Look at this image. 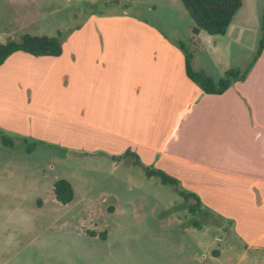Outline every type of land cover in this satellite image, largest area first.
<instances>
[{"label": "rangeland", "instance_id": "1", "mask_svg": "<svg viewBox=\"0 0 264 264\" xmlns=\"http://www.w3.org/2000/svg\"><path fill=\"white\" fill-rule=\"evenodd\" d=\"M108 18L147 25L184 61L192 54L194 72L217 81L253 62L264 0H242L223 36L198 29L180 0H0V43L24 35L63 43L87 21ZM193 114L184 113L182 128ZM60 179L74 191L66 205L53 195ZM179 189L192 192L182 182ZM189 204L132 156L113 161L0 128V264H264V248L248 247L233 223L192 216Z\"/></svg>", "mask_w": 264, "mask_h": 264}, {"label": "crops", "instance_id": "2", "mask_svg": "<svg viewBox=\"0 0 264 264\" xmlns=\"http://www.w3.org/2000/svg\"><path fill=\"white\" fill-rule=\"evenodd\" d=\"M0 128L111 158L131 150L264 248V49L243 81L205 94L147 25L89 20L60 56L17 52L0 66Z\"/></svg>", "mask_w": 264, "mask_h": 264}, {"label": "trees", "instance_id": "3", "mask_svg": "<svg viewBox=\"0 0 264 264\" xmlns=\"http://www.w3.org/2000/svg\"><path fill=\"white\" fill-rule=\"evenodd\" d=\"M183 8L195 26L212 36H223L233 17L242 6V0H180ZM262 35L258 42L256 55L253 62L243 72L237 69H230L225 72L224 77L215 81L211 77L202 73L194 72L190 63L193 55L187 54L185 57V74L199 89L205 94L220 95L229 89L235 82L243 81L250 69L261 55L264 49V22L261 27ZM22 52L33 57H58L62 53V42L56 37H36L24 35L19 41L8 40L0 43V66L14 53ZM4 145L5 139H2ZM124 156H132L135 159V164L141 167L148 178L156 177L162 185H171L175 187L177 195L185 199L192 200L193 204L187 207L188 212L194 216L197 213L207 212L213 213L209 208L205 207L200 198L192 192H184L179 189L180 182L174 177L169 176L160 169L144 166L137 155L130 151H126ZM119 159L120 156H113L112 159ZM53 195L55 200L66 205L74 198L72 185L64 179L57 180L53 184ZM94 236V235H92ZM213 255H218L214 252Z\"/></svg>", "mask_w": 264, "mask_h": 264}]
</instances>
